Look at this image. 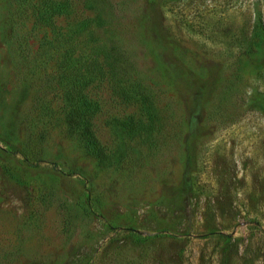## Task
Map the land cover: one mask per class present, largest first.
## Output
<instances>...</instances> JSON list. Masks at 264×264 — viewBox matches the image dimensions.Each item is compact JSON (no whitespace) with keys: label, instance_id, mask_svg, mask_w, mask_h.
I'll use <instances>...</instances> for the list:
<instances>
[{"label":"rangeland","instance_id":"obj_1","mask_svg":"<svg viewBox=\"0 0 264 264\" xmlns=\"http://www.w3.org/2000/svg\"><path fill=\"white\" fill-rule=\"evenodd\" d=\"M110 1L154 117L121 134L141 102L91 85L100 161L65 121L36 0H0V264H264V0Z\"/></svg>","mask_w":264,"mask_h":264},{"label":"trees","instance_id":"obj_2","mask_svg":"<svg viewBox=\"0 0 264 264\" xmlns=\"http://www.w3.org/2000/svg\"><path fill=\"white\" fill-rule=\"evenodd\" d=\"M83 1L85 10L92 11L93 16L78 18L75 15V0H36L34 12L38 22L50 28L42 43L44 53L52 55V46L60 49L56 70L67 126L78 136L86 152L102 161L106 160V148L96 133L94 122L101 105L88 88L106 80L113 91L125 101L141 102L143 112L140 116L129 114L115 119L121 134L130 137L147 130L154 117V106L149 97H146V91L140 86L138 77L135 78L136 66L128 52L118 44L119 41L112 34L105 36V33L112 32L107 28L112 2ZM70 15L75 17L72 23H58V19ZM99 30L102 34L98 33ZM5 142L10 152H18L16 144ZM133 237L139 242H145L152 235L133 233Z\"/></svg>","mask_w":264,"mask_h":264}]
</instances>
